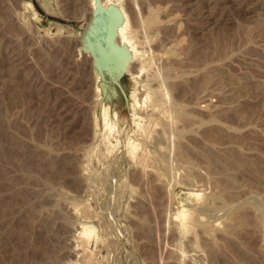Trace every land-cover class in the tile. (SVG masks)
<instances>
[{"label": "rangeland", "instance_id": "obj_1", "mask_svg": "<svg viewBox=\"0 0 264 264\" xmlns=\"http://www.w3.org/2000/svg\"><path fill=\"white\" fill-rule=\"evenodd\" d=\"M124 1L134 74L0 0V264H264V0Z\"/></svg>", "mask_w": 264, "mask_h": 264}, {"label": "bare ground", "instance_id": "obj_2", "mask_svg": "<svg viewBox=\"0 0 264 264\" xmlns=\"http://www.w3.org/2000/svg\"><path fill=\"white\" fill-rule=\"evenodd\" d=\"M125 1L124 0H90L89 2V6H90V9H91V14H92V17L94 16V14L99 11L100 9L104 8L106 10V12L109 14V16H112V23L109 25L110 26V37H111V44L107 45L106 46V41H102V43L105 45V49H102L101 50V60L105 59L107 60L108 62V67L111 68V72H115V74H121L122 72L126 71L128 73H131V74H134V70L137 69L135 68L132 72L130 71L129 72V68H130V62L132 60H134V57L137 55V50L136 49L137 47H134L133 43H134V37L132 38L131 34L129 35L128 34V28L130 29V23H129V16L126 12L127 9H125L126 7L123 6V3ZM92 20V18H91ZM131 21V20H130ZM104 28L106 27L105 25H103ZM129 26V27H128ZM109 28V27H108ZM130 32V31H129ZM134 40V41H132ZM100 40H98L97 42H99ZM133 42V43H132ZM102 45V44H101ZM82 46V45H81ZM79 52L80 53H86V54H89L90 53L88 51H83L82 50V47H79ZM79 53V55H80ZM84 54V55H86ZM91 57V56H90ZM138 58L135 57V60ZM104 60V61H105ZM106 62V61H105ZM134 63V62H133ZM97 65V64H96ZM144 65V64H143ZM98 66V65H97ZM102 66V65H101ZM135 66V65H134ZM133 66V67H134ZM129 67V68H128ZM136 67V66H135ZM94 68V67H93ZM102 68V67H101ZM109 68V69H110ZM146 67L144 66H141V70L140 72H145ZM94 70V69H93ZM138 73L139 70H137ZM136 71V72H137ZM94 73V72H93ZM100 73V72H98ZM97 73V74H98ZM125 73V72H124ZM137 73V74H138ZM112 74V73H111ZM136 74V73H135ZM136 74V75H137ZM95 75H96V70H95ZM140 75V74H139ZM99 76V75H98ZM130 76V75H129ZM144 76V75H143ZM118 77V76H117ZM135 77V76H134ZM138 77V76H137ZM141 77V76H140ZM96 76H95V81H96ZM136 79V78H135ZM98 80V79H97ZM100 80V79H99ZM96 83V82H95ZM97 84H98V81H97ZM145 86V85H144ZM147 86V84H146ZM158 87V86H157ZM95 88V91L96 93H101L103 92L101 90V86L98 84ZM148 88V87H147ZM146 88V89H147ZM153 88V87H152ZM159 88V87H158ZM157 88V89H158ZM140 89V88H139ZM150 89V88H149ZM144 90V89H143ZM143 90H142V93H143ZM94 91V92H95ZM149 91V90H148ZM151 91V90H150ZM149 91V92H150ZM160 91V90H159ZM163 91V90H162ZM161 91V92H162ZM95 93V94H96ZM146 94V93H145ZM102 94H100L101 96ZM110 95V94H109ZM96 96H99L96 94ZM99 96V98H100ZM147 96V94H146ZM145 96V97H146ZM104 97V95H103ZM102 97V98H103ZM98 98V99H99ZM147 98H150V94H148ZM97 99V98H96ZM106 99V98H105ZM112 101L113 100H110V99H107L104 101V104L102 106V109H103V116H102V119L104 118V121L106 122L105 124L103 123V125H105L104 129L106 130H111L109 132H113V128L110 126V121L107 122V119L109 118V114H111L110 112L112 111L113 107H112ZM143 101V100H142ZM114 102V101H113ZM141 102V101H139ZM157 102V101H156ZM103 103V101H102ZM135 104V103H134ZM139 104V103H137ZM136 104V105H137ZM142 104V103H141ZM160 105V104H159ZM158 106V104H157ZM148 107V106H147ZM146 108V107H145ZM160 108V107H158ZM135 109H137L135 107ZM156 109V107H155ZM178 110V109H177ZM140 111V110H139ZM135 113V112H134ZM137 113V112H136ZM143 113V112H142ZM113 114V112H112ZM116 115V114H115ZM134 115V114H133ZM136 115V114H135ZM138 115V114H137ZM159 117V116H158ZM134 118V117H133ZM136 118V117H135ZM134 118V119H135ZM140 119V118H139ZM141 120V119H140ZM140 120H139V123H140ZM143 120V119H142ZM154 121V120H153ZM156 121V120H155ZM112 128V129H111ZM139 130H140V127H139ZM106 132V131H105ZM138 132V131H137ZM141 132V131H140ZM108 134V133H107ZM111 134V133H109ZM138 134V133H137ZM140 134V133H139ZM138 134V135H139ZM142 135V133H141ZM144 135V134H143ZM140 136V135H139ZM141 137H144V136H141ZM143 156V155H142ZM143 160V159H142ZM180 215H184V212ZM177 216V215H176ZM176 218V217H175ZM178 219V218H177Z\"/></svg>", "mask_w": 264, "mask_h": 264}, {"label": "water", "instance_id": "obj_3", "mask_svg": "<svg viewBox=\"0 0 264 264\" xmlns=\"http://www.w3.org/2000/svg\"><path fill=\"white\" fill-rule=\"evenodd\" d=\"M112 19V16H109L104 8L100 9L92 17L82 37V50L90 53L94 65H98L101 62V50L105 49L102 41H106V46L111 44L109 25L112 23ZM103 25L106 27L104 28ZM98 40L100 41L97 42Z\"/></svg>", "mask_w": 264, "mask_h": 264}]
</instances>
